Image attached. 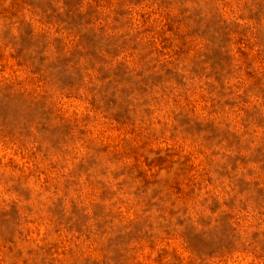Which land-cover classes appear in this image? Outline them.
Segmentation results:
<instances>
[{"label": "rangeland", "instance_id": "374dc122", "mask_svg": "<svg viewBox=\"0 0 264 264\" xmlns=\"http://www.w3.org/2000/svg\"><path fill=\"white\" fill-rule=\"evenodd\" d=\"M0 264H264V0H0Z\"/></svg>", "mask_w": 264, "mask_h": 264}]
</instances>
